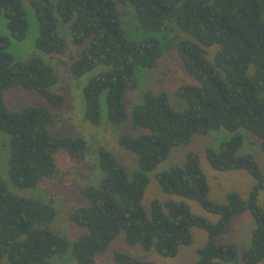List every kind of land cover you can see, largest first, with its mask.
I'll return each mask as SVG.
<instances>
[{
  "label": "trees",
  "instance_id": "obj_1",
  "mask_svg": "<svg viewBox=\"0 0 264 264\" xmlns=\"http://www.w3.org/2000/svg\"><path fill=\"white\" fill-rule=\"evenodd\" d=\"M33 10L38 37L35 48L44 54L67 50L63 34L80 47L71 64L75 78L103 67L83 89L84 117L101 124L100 96L106 94L107 117L113 128L131 118V129L147 133L119 136L122 152L137 158L139 169L129 172L119 155L104 147L93 150L103 178L98 187L80 191L86 204L72 206L69 220L86 233L70 243L53 225L58 209L49 187L58 179L57 156L64 151L79 160L91 152L80 137L50 132L56 117L45 107L9 111L3 93L21 88L38 93L51 107H66V98L50 89L58 82L54 68L40 57L15 61L8 52L11 39L25 40L29 23L23 0H0V17L8 36H0V133L9 138L7 178L0 177V262L52 264L68 256L75 264H96L121 234L129 246L139 245L164 258H175L180 247L194 242L192 230L207 234L196 264H233L236 245H218L231 220L249 212L255 228L243 264L264 262V209L258 202L264 174L252 155H239L240 130L250 133L264 155V0H27ZM131 6L138 27L147 34L178 32L167 44L156 38L130 41L121 28V7ZM217 47L213 58L208 49ZM175 50L186 74L196 85L176 90L186 107L176 111L166 93L145 92L141 103L128 111V97L137 90L136 69L155 70L165 53ZM54 126V125H53ZM225 130L231 137L217 148H206V159L216 171H246L255 180L246 199L230 193L226 204L208 199L210 187L197 154L189 153L182 166L155 174L162 191L198 203L217 216V223L192 213L184 201L153 200L150 217L142 200L149 174L165 162L172 149L188 146L194 136ZM264 167V163H263ZM40 193V194H37ZM116 264H155L114 252Z\"/></svg>",
  "mask_w": 264,
  "mask_h": 264
},
{
  "label": "rangeland",
  "instance_id": "obj_2",
  "mask_svg": "<svg viewBox=\"0 0 264 264\" xmlns=\"http://www.w3.org/2000/svg\"><path fill=\"white\" fill-rule=\"evenodd\" d=\"M28 16V31L24 41L17 42L11 39L8 52L14 57L15 61H26L33 57H40L46 63L50 64L56 73L58 82L50 90L53 93L62 94L66 98V107L55 109L51 107L38 93L34 91H25L21 88H14L3 93L5 104L9 111H20L27 106H39L47 108L54 117L55 122L50 126V132L57 136H69L83 138L91 148V152L79 160L71 159L64 151H60L57 156L59 165L58 179L50 184L49 192L51 198L55 201L58 209V218L53 225L54 230L69 240L75 242L86 233L85 229L78 227L69 220V210L72 206H82L85 200L82 198L80 191L83 187H98L103 178L98 161L93 154L97 147H104L109 151L119 155L121 163L129 172L139 169L137 158L132 153L122 152L118 145L119 136L126 134L130 137H137L147 133L143 129H131V118L124 124L113 128L109 125L107 117L106 94L100 96L101 107V124L93 126L85 120L84 110L85 102L83 89L97 73L104 70L99 67L86 74L82 78L73 77L70 67L71 64L79 57L80 47L72 44L69 34H63L67 41V50L65 53L44 54L35 48V41L38 37V24L33 10L29 7L27 0H23ZM120 21L121 28L126 37L132 42L144 41L148 38H156L165 44L174 35L178 38H185L178 32H165L162 34H147L142 31L136 22L135 13L131 6L121 7ZM0 36H8L6 20L0 17ZM162 38L164 40H162ZM218 48L208 49V58L213 60ZM138 80L137 90L131 92L128 97V111L140 99L143 93L150 92L153 94L166 93L169 99V105L176 111H182L186 104L178 98L176 90L183 85H196V81L189 77L181 66L179 56L175 50L165 53L155 70L144 68L136 69ZM243 135V145L240 154L252 155L264 174V155L260 145L254 137L245 130H240ZM231 133L220 130L211 132L206 136H194L188 146H181L172 149L168 159L149 174L150 183L145 191L142 200L143 208L148 217L151 213V203L158 200L164 203L167 200L184 201L190 207L192 213L196 216L203 217L209 222L215 224L218 217L212 215L201 208V206L190 200L177 196L165 194L155 178L156 173L169 170L173 166H182L186 161L189 153H195L200 159L201 169L206 175L210 187L208 199L210 201L226 204L227 197L234 192L240 195L242 199L248 197L255 180L246 171H227L220 172L212 169L206 159V148H217L222 142L227 141ZM9 156V138L5 133H0V177L7 181V159ZM218 179H213V176ZM40 194V193H37ZM259 205L264 209V190L258 198ZM255 228L254 220L249 212L241 213L235 216L225 234L217 238L218 245H236L238 248V258L233 264H243L241 261L242 253L249 247L251 242V233ZM194 242L191 246L180 247L179 253L175 258H164L152 252H145L139 245L129 246L124 241V235L121 234L110 246V249L103 255L96 258V264H116L113 261L114 252H121L135 257L141 261L152 262L155 264H196L198 261L197 252L207 243V234L202 229L195 228L192 230ZM68 256L70 253L67 254ZM68 256L55 257L52 264H75ZM0 264H9L6 258H3ZM264 264V262L259 263Z\"/></svg>",
  "mask_w": 264,
  "mask_h": 264
},
{
  "label": "crops",
  "instance_id": "obj_3",
  "mask_svg": "<svg viewBox=\"0 0 264 264\" xmlns=\"http://www.w3.org/2000/svg\"><path fill=\"white\" fill-rule=\"evenodd\" d=\"M240 155H246V154H240ZM213 179H218V176L214 175Z\"/></svg>",
  "mask_w": 264,
  "mask_h": 264
}]
</instances>
